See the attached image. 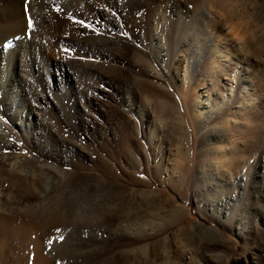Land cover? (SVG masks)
Wrapping results in <instances>:
<instances>
[{
    "label": "rangeland",
    "instance_id": "374dc122",
    "mask_svg": "<svg viewBox=\"0 0 264 264\" xmlns=\"http://www.w3.org/2000/svg\"><path fill=\"white\" fill-rule=\"evenodd\" d=\"M182 1L199 10L205 0ZM209 1L211 10L225 28L222 33L229 30L228 34L232 33L238 39L240 53L248 60L243 64L250 76L249 83L257 87V107L255 113L239 121L242 131L236 133L238 141L231 155H226L225 166L204 181L199 179L196 167L199 147L204 139L191 121L187 96L175 89L165 69L162 80L145 72L147 60L139 53L144 49L138 42L128 48L127 64L113 67L94 63V70L100 78L96 82L97 89L81 93L74 68L59 62L57 56L62 52L56 57V54L36 56L29 53L27 62L34 59L33 63L26 62L29 68L22 66L20 58L24 53L22 49L26 48L17 22L24 15L27 17L24 14L27 0L24 5L23 0H0V41L7 38L0 48V121L6 126L8 138L18 141L25 149L17 157L37 154L24 146L22 140L28 139L34 145L52 148L55 153H59L61 148L64 159L74 160L71 162L74 164L69 163L65 169L71 176L85 178V184L59 203L60 206H71L74 220L87 217L92 221L85 218L86 224L95 222V225L104 227L108 224L104 218L117 207L116 220L131 212L129 215L133 218L130 221L138 225L149 222L143 229L144 235L142 230H138L142 235L138 240L133 236L124 240L114 232L77 234V231H71V227L67 235L39 237L41 253L47 256L49 264H264V0ZM145 2L133 13L138 15L137 27L147 32L150 22L146 19L152 16L154 8L151 0ZM107 15L110 22L104 27L101 20L106 21L104 17ZM122 20L113 10L107 9L92 19L95 27L91 35H95L94 38L107 35L114 42L113 39L122 35L119 32V27L125 24ZM21 28L23 33L24 25ZM107 29L108 34L105 32ZM30 30L25 29L28 37L32 33ZM14 32L17 34L13 36ZM40 59L44 62L42 65L37 62ZM37 64L41 65L40 69ZM137 64L143 67V71L129 74L130 65ZM37 74V80L46 86L45 96H42L45 110L42 113L29 106L23 81L27 75ZM127 74L131 75L128 85L134 90L131 92L133 97L129 102L124 100L120 103L128 92L120 87ZM141 112L147 117L146 132L149 133L154 124H161L160 138L155 143L159 149L165 150L164 161L170 163V169L174 167L171 158H174L175 144L180 142L191 147L188 156L178 157L182 169L171 182L161 177L165 164L148 156L146 143L137 134L135 127ZM65 142L71 144L65 146ZM49 144L52 147L47 146ZM99 162L108 165V173ZM97 177L100 179L98 184L93 181ZM101 212L104 217L100 218ZM68 235H75V238H67ZM73 239L79 245L83 243L80 245L82 248H76L78 244L73 243ZM33 246L30 240H25V249L13 246L12 250H7V262L27 264L29 261L28 264H33L36 256Z\"/></svg>",
    "mask_w": 264,
    "mask_h": 264
},
{
    "label": "bare ground",
    "instance_id": "6f19581e",
    "mask_svg": "<svg viewBox=\"0 0 264 264\" xmlns=\"http://www.w3.org/2000/svg\"><path fill=\"white\" fill-rule=\"evenodd\" d=\"M145 1L147 0H27L26 12H24L27 17L25 18L24 15V18L17 22L18 27L21 29L19 35L23 36L22 42H24L23 46L26 48L22 49L24 53L22 52L23 54L20 58L21 64L22 66L26 65V56L28 57L29 53H33L36 56L56 54V57L62 52L60 56H57L59 62L74 68L75 76L81 84L79 92L85 93L88 90H96V86H98L96 82L98 79L100 81L99 75L94 70V63H106L113 67H120L119 64H127L129 62V57L127 58L128 48L134 42H138L140 48L144 49V52L139 51V53L147 60L145 62V72L162 80L165 77L163 70L165 69L175 89L182 95L187 96V107L191 121L204 139V142L199 147V155L196 162L197 172L200 180L207 181L214 171H220L225 166L228 158L226 155L234 151L238 141L236 133L242 131L239 121H244L250 113H255L257 87L253 83H249L250 76L243 64V62H248V60L240 53L238 39L236 40L232 33L228 34L229 30L227 33H222L225 28H222L219 18L213 12L214 10H211L209 0L202 2L199 10L190 8L182 0H151L152 8L154 9L151 13L152 16L149 15L146 19L150 22L147 32L137 27L138 15L134 14L140 5L146 3ZM24 3L25 0H23V5ZM107 9L108 11L113 10L116 17L123 19L124 21H122L125 23L119 27L120 35H122L113 39L116 43L110 41V37L108 38L107 35L95 38V35H91L95 27L92 19L98 17ZM108 15L104 17L106 21L101 20L104 27L110 22ZM141 17H145V15H141ZM29 19L32 21L31 27L27 23ZM7 24L9 23L7 22ZM23 25L22 33L21 27ZM26 28L31 29L32 33L29 37L25 34ZM105 32L107 33L108 29ZM16 34L14 32L13 36ZM4 40H7V38L5 37V39L0 41V48L4 46V43H2ZM66 49H69V52H65ZM32 60L34 59L28 60L27 63L32 64ZM37 62L41 63V65L44 63L42 59ZM138 64L130 65L131 68H128L130 69L129 74L133 75L143 71V67ZM37 65L38 69H40L41 65ZM28 75L23 81H25L24 87L29 97V106L42 113V110H45L42 96H45L46 86L37 80L39 74L32 77ZM131 75L127 74L126 81L120 85L122 90L124 88L128 90V92L126 91L127 96L120 99V103L124 100L129 102L130 98L133 97L131 92L134 90L128 85V78ZM145 99L148 100V98ZM164 101H161V104ZM44 102L46 101L44 100ZM146 103L149 102L146 101ZM146 127L147 117L145 113L141 112L138 117L137 127H135L137 134L144 139L148 156L152 160H160L165 164L162 166L161 177L171 182L176 175H179V171L182 169V164L178 157L188 156L191 147L187 144L183 146L180 142L175 144L174 158H171L174 162V167L170 169L168 167L170 163L164 161L165 150L163 148L159 149L160 146L158 147L155 143L157 138H160L161 124H154L152 130L148 127L149 133L148 131L146 132ZM5 129V124L0 121V264H10L11 262L8 263L6 260V255L9 253H7V250H12L13 246L15 248H23L25 240H30L34 243L33 248L36 256L33 264H49L47 256L41 253L42 245L39 237L66 234L69 233L67 231L70 227L73 228L71 231H77V234L80 232H88L90 234L97 232L119 233L120 236L124 237V240L128 236L136 237L135 239L138 240L139 237L144 235L143 229H146L149 222L144 223V225H138L130 221L133 218L129 215L130 211L129 214L122 216L123 218L121 217L120 219L118 217L119 219L116 220V214L119 213L115 211L117 207H114L115 210H112L113 212H110L104 218L106 220L104 221L108 223L105 226L103 225L104 227L95 225V222L86 224L87 220H91L87 217H85L87 220L83 218V221L80 219L82 217H80L79 219L82 222L77 219L78 217L76 218L77 220H74L71 215V206L59 205L60 201L66 198L65 196L69 197L72 191L79 189L85 184V178L83 179L77 175L71 176L65 169L68 165L74 164L71 163L74 160L72 158L71 160L64 159L62 156L63 149L61 148L59 153H55L51 151L52 148L47 147L46 149L45 147L34 145L28 139L22 140L24 146L30 148L29 151H35L37 154L34 153L31 157L23 155L24 157L20 156L18 158L17 154L25 151V149L18 141L8 138L9 133L7 134ZM122 129L124 130V128ZM159 140V145H161L162 142ZM70 144L63 143L65 146ZM47 146L52 147L50 144ZM99 163L103 165L102 169L108 173V165L105 162V164ZM94 180L97 181V184L100 181L98 177ZM74 204L77 208V200H75ZM103 206L105 205L103 204ZM77 211L79 212V210ZM93 215L95 214H92L91 217H94ZM101 217H104L103 213ZM138 230H142L143 234L141 233L142 235H140ZM71 236L68 235L67 238H71ZM13 242H15L14 245L12 244ZM28 243H26V246ZM80 245L75 246L76 248H82ZM28 246L30 247V244ZM78 250L80 251V249ZM75 252L76 250H74ZM18 257L16 258L18 259ZM12 258H15V255ZM22 260L24 261V259Z\"/></svg>",
    "mask_w": 264,
    "mask_h": 264
},
{
    "label": "snow or ice",
    "instance_id": "6c2138e0",
    "mask_svg": "<svg viewBox=\"0 0 264 264\" xmlns=\"http://www.w3.org/2000/svg\"><path fill=\"white\" fill-rule=\"evenodd\" d=\"M27 23H28V26L31 27V24H32L31 19H29ZM61 239H63V237H61Z\"/></svg>",
    "mask_w": 264,
    "mask_h": 264
}]
</instances>
